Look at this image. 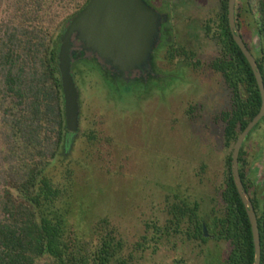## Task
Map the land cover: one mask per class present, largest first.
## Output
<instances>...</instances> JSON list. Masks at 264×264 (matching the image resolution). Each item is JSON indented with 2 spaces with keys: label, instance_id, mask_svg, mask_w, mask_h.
<instances>
[{
  "label": "trees",
  "instance_id": "trees-1",
  "mask_svg": "<svg viewBox=\"0 0 264 264\" xmlns=\"http://www.w3.org/2000/svg\"><path fill=\"white\" fill-rule=\"evenodd\" d=\"M89 1L0 0V16L6 14L0 19V264H135V249L126 253L118 229L107 218L91 223L82 202L81 188L87 176L79 172L87 168L84 158L112 146L114 140L100 128H89L80 137L83 158L65 163L79 139L66 145L69 135L58 67L60 38ZM228 1L220 0V11L205 24L206 38L217 47L207 67L222 77L231 99L229 108L217 115L225 146L230 148L221 234L230 242L237 241L241 228L247 247L245 264H253L252 229L233 180L231 161L239 135L261 109L262 96L249 62L233 38ZM236 20L264 80V0H237ZM248 36L257 39L254 46L248 43ZM73 59L76 82L79 68L92 74L84 50ZM255 130L264 132V117L246 142ZM246 142L239 156L245 187ZM251 200L264 264V192ZM187 210L179 206L169 208L168 213L183 217ZM226 264H233L232 256Z\"/></svg>",
  "mask_w": 264,
  "mask_h": 264
},
{
  "label": "rangeland",
  "instance_id": "rangeland-1",
  "mask_svg": "<svg viewBox=\"0 0 264 264\" xmlns=\"http://www.w3.org/2000/svg\"><path fill=\"white\" fill-rule=\"evenodd\" d=\"M200 3L199 16L203 19L220 11V0H202ZM197 5V0L185 4L187 20L178 25L183 39L191 36L189 31L192 26L188 25L191 19L194 18L197 26ZM4 18L6 14L2 12L0 19ZM197 31L196 27L195 34H198ZM253 40L254 37H247L251 46ZM203 51L208 63L217 54L215 43L205 38ZM76 75L82 93V133L91 127V122L100 123L101 116L98 115L107 111L109 114H106V120L103 119V125L97 127L114 140L112 146L101 148L84 158L87 168L79 172L81 176H87L81 188L83 206L91 223L107 218L118 229L128 253L144 233L145 222L166 216L171 170L175 174L181 171L188 174L199 168L198 156L189 154V145L198 139L205 143L201 156L205 157L208 176L212 179L211 182L206 181L207 185H220L226 180V160L230 148L225 146L223 125L215 127L211 117L229 108L230 91L222 77L207 67L204 74L190 76L189 85L180 87L171 95L157 92L152 102L141 103L125 92V104L119 106L108 97L103 87L93 83L92 79H96L94 75L83 73L80 68ZM181 98L192 100L194 107L201 104L203 118L187 119ZM93 105L96 106L94 116ZM172 118L178 122L173 132L170 129ZM245 150L249 164L258 160L259 153L264 150L262 130L253 132ZM79 156L83 158L80 138L71 147L67 155L70 158L65 163L75 161ZM149 261L147 253L141 262L135 263L148 264Z\"/></svg>",
  "mask_w": 264,
  "mask_h": 264
},
{
  "label": "flooded vegetation",
  "instance_id": "flooded-vegetation-1",
  "mask_svg": "<svg viewBox=\"0 0 264 264\" xmlns=\"http://www.w3.org/2000/svg\"><path fill=\"white\" fill-rule=\"evenodd\" d=\"M144 1L161 17L159 39L153 48L147 67L134 70L131 73L120 72L107 65L97 54L85 51L86 60L93 71L91 75L96 77V79L93 78L95 81L92 79L93 83H96L97 87H103L108 97L119 106L125 104V92L141 103L148 100L152 102L157 92L171 95L177 92L180 87L189 85L190 76L191 78L200 76L207 69L203 50L206 38L205 24L208 18L203 19L199 16L202 0H197V26L193 21L194 18L188 23L192 26V30L189 31L191 36L187 40L183 39L184 36H180L178 25L187 20L185 4L190 0ZM196 27L198 34L194 32ZM81 50L83 48L80 42L75 41L73 57ZM209 69L218 74L211 68ZM76 84L80 96V128L76 135L68 133V142L72 140L75 142L83 135L82 93L79 81ZM180 101L184 104V114L187 119L200 120L203 118L201 104L194 107L193 101L190 99L181 98ZM95 108L96 106L93 105V116ZM106 114L109 113L104 111L98 116L106 120ZM145 116L147 117V113ZM177 123L173 118L171 119L170 129L172 132L175 131ZM211 123L215 127L222 125L221 121L217 120V115L211 117ZM97 125L99 123L91 122L90 128L97 130L99 128ZM100 132L104 133V130ZM200 135L201 133H199ZM196 141L189 145V154L198 156L199 168L188 174H184L183 171L175 174L174 170H171V183L165 207L166 216L154 217L144 223V233L139 236L133 246L135 262H141L145 254L149 253L148 264H226L230 256L233 258V264H245L244 257L247 247L241 228H239L237 241L230 242L224 239L221 234L222 219L220 215L221 207L224 204L225 181L220 185L206 184V181L211 182L212 179L208 176L209 171L205 157L201 156V149L205 143L199 139ZM257 159L247 167L245 189L250 198L264 192V150L259 153ZM179 206L189 209L186 216L169 215V208ZM233 221L236 222L237 218L234 217Z\"/></svg>",
  "mask_w": 264,
  "mask_h": 264
},
{
  "label": "water",
  "instance_id": "water-1",
  "mask_svg": "<svg viewBox=\"0 0 264 264\" xmlns=\"http://www.w3.org/2000/svg\"><path fill=\"white\" fill-rule=\"evenodd\" d=\"M236 5L237 0L228 1L230 29L253 70L261 92L262 105L259 113L249 122L234 145L231 172L252 229L255 250L253 264H261L258 219L240 175L239 156L251 131L264 117V80L254 52L246 44L237 25ZM160 25V14L150 8L144 0H90L71 19L61 35L58 54L68 133L76 135L80 128V96L72 73L75 41L80 42L84 51L97 54L113 69L131 73L148 66L153 48L159 39ZM256 42L257 39L254 38L253 46Z\"/></svg>",
  "mask_w": 264,
  "mask_h": 264
}]
</instances>
